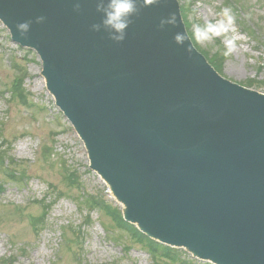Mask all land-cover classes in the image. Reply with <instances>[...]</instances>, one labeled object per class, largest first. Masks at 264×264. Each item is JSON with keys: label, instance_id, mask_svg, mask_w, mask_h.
I'll return each instance as SVG.
<instances>
[{"label": "bare ground", "instance_id": "obj_1", "mask_svg": "<svg viewBox=\"0 0 264 264\" xmlns=\"http://www.w3.org/2000/svg\"><path fill=\"white\" fill-rule=\"evenodd\" d=\"M24 1L31 2V0ZM48 1V5L44 3V8L49 13L54 8H61L65 23L55 21L52 27L48 28L49 23H36L34 18L32 21L38 28L43 42L48 44L45 35L50 43L59 40L60 35L68 42L67 37L71 36L93 50L95 54L93 59H89L91 56L86 50L87 54L75 62L76 67L66 68L68 74H76L83 86L93 85L85 84L83 79H80L82 73H74L75 68L84 65L83 68L92 73L95 79L103 81L108 86L109 94L112 92L124 94V91L128 90L131 96L139 100L138 102L133 97L130 107V114L137 129L129 127L124 129V132H118L116 128L115 132L105 128L104 118L110 113L109 110L105 115H99V109H95L97 106H94V103L89 107L90 112L83 111V107L78 109L80 120L85 123L81 124V127L86 125V130H83L87 133V138L95 139V135L98 134L99 139L94 149L96 160L109 159L111 169L121 162L129 161L137 171L132 176L130 168L125 169L118 181L123 189H131L135 193L136 200L142 199V202L147 204L159 203L160 196L154 192L152 183L148 181L144 186L140 177L143 173L162 171L173 190L167 192L166 196L163 195L167 199L162 200V212L156 216L154 223L160 225V222H169L168 231L178 234V238L185 236L196 246L207 247L211 238L214 239L221 234L220 229L214 220L208 225L194 223L198 214L203 218L204 214L213 215L214 210H219L223 212L222 215L225 214L234 221L239 219L240 215H236L237 213L248 218L249 221L252 220V223L259 221L262 217L259 210L262 209L264 212V199H261L256 206L255 201L258 200H253L247 191L253 178L263 177L264 173V151L253 145L254 140H257L256 143H264V121L258 120L259 114L246 111L226 95L227 88L219 81L211 79V86L208 88V81L205 85L203 80L195 75V70L190 67L192 59L189 53L184 51V45L174 41V36L179 30L160 28V19L154 15L148 17L143 15L144 19L140 20L135 15L126 30L125 40L117 43L109 38L110 32L102 24L103 13L96 10L98 0H79V11L74 10L77 0H66L68 6L62 2ZM68 22L75 30L65 31ZM59 25H63L62 31H59ZM92 25H100L99 31H93ZM31 35L36 36L35 30L31 31ZM79 45L76 43V46ZM158 46L160 49L157 48ZM141 58L150 60L141 67L142 70L153 66L162 76L148 74L144 78L143 75L138 74L133 63ZM122 78L127 82L125 88L117 85ZM184 93L187 94L186 97ZM218 94H222L223 98ZM185 100L200 104L199 107L207 109L208 114H205L210 122L202 121L200 127L194 129L192 127L194 116L182 105ZM238 101L242 102L241 98ZM159 105L166 112L163 119ZM125 106L127 108L129 104ZM118 110L122 112L121 108ZM261 119L264 120V116H261ZM178 122H181V127ZM220 123H223L224 127L216 130ZM172 124L175 126L172 127ZM203 131L211 132L213 138L203 137L201 135ZM237 145L242 147L243 152L237 150ZM138 158L142 159L140 160L142 164L136 161ZM175 162H178L177 169L174 166ZM246 162L250 172H253L251 175L245 171ZM192 168L196 169L193 173L202 181L200 190H191L184 177L183 180L176 175L179 169L185 175ZM113 178L115 179V176ZM161 183L162 181L159 182ZM184 183L187 186V195L194 193L190 195L191 203L187 201L185 205L178 202L179 189L184 187ZM202 191L219 193L216 196L217 200L215 197H203ZM168 201H172L173 204L168 205ZM214 201L219 202L215 207ZM194 206L197 207L198 212ZM217 221L223 223L221 219ZM184 222H188V227ZM247 226L243 225L239 229V234L244 235L248 232L258 234V237L253 239L252 245L242 244L233 237L234 244L229 243L227 251L230 252L231 249V252L237 253L236 250L246 251L245 248L255 247L263 233L255 227ZM213 246L225 248L220 242H214Z\"/></svg>", "mask_w": 264, "mask_h": 264}, {"label": "rangeland", "instance_id": "obj_2", "mask_svg": "<svg viewBox=\"0 0 264 264\" xmlns=\"http://www.w3.org/2000/svg\"><path fill=\"white\" fill-rule=\"evenodd\" d=\"M180 1L190 10L189 21L192 26L198 22L203 27L206 21L215 22L220 18L218 14L227 0H195L192 9L189 7V0ZM242 2L247 5L254 19L251 20L253 23L246 22L247 25L256 24L258 27H255V31L249 28L241 30L238 24L235 26L234 35L238 37L237 49L226 61L221 62L224 65L222 74L242 84L249 82L255 86L253 88L264 91V0ZM249 33H253L254 36ZM218 38L223 43V37H215L204 44L197 43L200 47L208 49ZM258 43L263 45H257ZM157 48L160 49L159 46ZM214 49L215 46L209 48L211 51ZM13 55L14 63L9 58ZM22 66L27 68V77L23 84L29 100L28 105L21 104L17 99L14 103H8L9 96L8 94L1 96L2 91L11 87L17 76L15 68L21 73ZM41 71V61L36 53L18 47L11 40L9 30L0 21V121L5 123L3 132L5 142L2 144L4 149L9 151L6 157L11 165L7 167L0 164V184L1 190H4L0 193V257L16 255L12 262L4 263L6 260H0V264H152L148 252L139 245L132 246L130 258L123 257L121 248L125 247L121 244L126 239L121 241L120 245L111 239L112 234L110 236L107 233L104 225L105 223L108 226L110 220L102 211L94 210L91 226H88L85 236L79 232L80 238L77 240L72 236L75 232L67 228L69 224L74 227L77 225L79 231L80 225L85 222L86 214L81 213L77 204L80 192L67 186L62 171L63 165L78 171L85 188H100L99 191L102 192L105 187L98 176L88 168L86 155L76 133L68 129L66 133L69 134L59 136L61 127L53 116L61 114L52 101L53 98L46 91ZM95 82L99 89L96 92L98 105L101 104L108 109H120L122 103L131 105L134 96H131L130 91L125 90L124 94L120 92L109 94V88L103 81ZM66 97L70 99L68 94ZM86 104L92 105V102L87 101ZM159 108H162L161 105ZM86 110L90 112L89 109ZM129 111L130 108H127L126 112L122 109L125 116ZM192 113L198 115L197 120L192 122L194 129L200 127L202 118H205L206 123L210 122L209 118H206L207 109L195 105ZM62 123L69 127L61 117ZM229 141L233 143L232 140ZM52 154L54 155L51 156ZM97 163L110 176H115L117 172L118 178L115 177V180L118 184L122 170L111 169L102 160H98ZM124 166L128 169L127 164ZM14 169L26 175L27 181L13 179ZM145 175H142L143 179L147 177L150 181V174ZM161 184L159 185L162 186ZM201 186L202 184L198 185V188L201 189ZM50 192L57 198L55 203L50 201ZM218 194L212 191L206 193L208 197ZM217 204L219 202H214V207ZM140 213L141 216L146 214L143 211ZM243 221L248 223L246 219ZM76 247L81 251L79 260L75 259L78 252ZM250 262L254 264L251 258Z\"/></svg>", "mask_w": 264, "mask_h": 264}, {"label": "water", "instance_id": "obj_3", "mask_svg": "<svg viewBox=\"0 0 264 264\" xmlns=\"http://www.w3.org/2000/svg\"><path fill=\"white\" fill-rule=\"evenodd\" d=\"M54 3L56 2H62V4L68 6L66 0H52ZM146 0H137V6H138V13H137V19H144V16L148 17L150 15H154L158 17L160 20L161 18H167L170 13L175 12L177 16V26L173 25H165V28L170 29L173 31V29H178L179 32H185L184 26L182 24L181 16L179 13V8L176 3V0H162V2L159 5L156 6H148L144 7L143 5L145 4ZM44 3L47 5L49 4L48 0H31V2H26L24 0H0V19L7 25V27L10 29L12 33V37L14 40L17 42L21 43L22 45L25 46H30L35 48L44 64V69L43 73L47 79L48 83V88L53 92V94L56 96L58 103L63 107V109L66 111V113L70 116L71 120L74 122L75 126L77 129L82 133V135L85 137L88 146L90 148V151L92 153V156L95 158V153L94 149L96 148L97 142L99 139L98 134L95 135V139H88L87 138V133L84 131L86 130V125L81 127V124H85L83 121L80 120V115H79V107H83V111L87 112L86 109H89L90 105L86 104L87 101H91L94 103V106L96 105L95 109H99V115H105V112L109 110V114L105 116L104 118V126L105 128L114 131L115 128L119 131H123L126 128L132 127V129H137L135 127L136 125L134 124L133 117L130 114V111L128 112V115L125 116V112L127 108H130L131 105L127 106L125 108L126 104L122 103L121 107L124 109L125 112H120L118 109L112 108L108 109L107 107L103 105H98L99 99L96 96V92L99 91L98 87L96 86V82L94 75L92 73H89L87 69H84L83 66L77 67L74 69V73H82L80 79H83L85 84H93V85H84L83 83L80 82L79 78L76 76V74L69 75L68 70L66 71V68L73 69L76 67L75 62H77L79 59H82L87 53L89 52L88 55L91 56L89 59L94 58V52L90 48H88L86 45H83L81 42L76 41L73 39L71 36H68V42H66V39L60 35L59 40H55V42L50 43L49 40L47 39L46 35L45 38L48 41V44L46 45L43 42L42 37H40V34L38 32V28L35 27V24L33 23V19L38 17V16H43L45 17V20L42 23H49L48 28L52 27L53 22H59L61 24L65 23L63 22V14L61 13V8H54L50 13L47 11V9L44 8ZM83 12V10H82ZM144 15V16H143ZM79 19L78 17H76ZM26 20L32 21L31 28L29 30V33L27 34V38H21L19 33L17 32L16 29V24L20 22H24ZM80 20V19H79ZM60 26V25H59ZM58 27V26H57ZM63 25L60 26L59 31H62ZM35 30L36 36L31 35V31ZM75 30L74 28H71V23L68 22V27L65 28L66 32H71ZM79 30V29H78ZM89 41V39H88ZM76 43H79V46H76ZM184 51L189 53L190 58L192 59V66L190 67L195 70L197 76L201 80H203V83L206 85L208 81L207 87L209 88L211 86V79H215L220 82L221 85L227 88V93L226 95L230 96L231 99L235 100L237 104L245 109L246 111H253L258 115V120L264 121L261 119V116H264V95H261L257 92H253L247 89H244L230 81H227L223 78H221L208 64L207 62L193 49L191 44L189 43L188 39L184 41ZM78 47V48H77ZM87 50V51H86ZM86 59V57H85ZM148 61L141 58L139 61L133 63L135 67L137 68L138 74H141L146 78L148 74H151L153 76H158L161 77L162 75L159 73V71L155 70L153 66L151 67H146L145 70H142L141 67L144 66ZM84 62V61H83ZM74 66V67H73ZM197 67V68H196ZM200 72V73H199ZM85 78H88L86 80ZM125 78L120 79V84L118 83L117 85H121V87H125V84L127 82L124 81ZM104 83V82H103ZM116 85V88H117ZM93 86V87H92ZM92 87V88H91ZM59 88H62L60 90ZM90 88V91H89ZM118 89V88H117ZM95 95H94V94ZM217 93V92H216ZM216 93H214L216 95ZM66 94L70 97L67 98ZM186 97V93H184ZM215 95L213 97H215ZM221 98H223L222 94H218ZM140 98V97H139ZM241 98L242 102L238 101V99ZM221 100V99H219ZM103 100H101L102 102ZM182 105L185 107L186 111L189 112L191 115L194 116V120L196 121L198 118L197 113H192V111L195 109V105H200L197 103H191L189 101H184ZM109 108L111 106L108 105ZM160 111L162 112V119L164 114L166 112L162 110V108H159ZM206 118H208L206 116ZM160 119V121H162ZM205 118H202V121H204ZM257 120V122H259ZM124 122V123H120ZM180 127L182 126L181 122ZM168 125L167 123H165ZM175 125V124H174ZM173 126V124H172ZM223 123H220L216 130L219 128H222ZM84 129V130H83ZM124 132V131H123ZM218 133L217 131H215ZM97 133V132H96ZM201 135L203 137H206L207 139L213 138L211 132L209 131H203L201 132ZM257 140H254L253 145L258 149H261L264 151V143H256ZM95 143V144H94ZM237 150H240L243 152L242 147L240 145H237ZM257 152V151H256ZM254 152V154L256 153ZM258 153V152H257ZM96 160V158H95ZM101 160V159H100ZM141 158H139L138 163H140ZM103 161V160H102ZM109 159L107 161H103L105 165H109L112 167L109 163ZM125 164H127L128 169L130 168V173L131 175H135L137 171L135 168L131 165L129 161L121 162L117 166H113V169L115 170H122L125 171ZM142 164V163H140ZM177 164L178 162L174 163L175 168L177 169ZM245 171L247 172L248 175H251L253 172H250L249 166L247 165V162L245 164ZM174 168V169H175ZM256 168V167H254ZM127 169V170H128ZM178 170V174H176L178 177H184L186 180L187 185L191 190H200L198 188V185L202 184V181L193 173V171H196L195 168H192L189 173L182 174V171ZM121 172V173H122ZM162 171H159L161 173ZM172 172V171H171ZM197 172H200V170H197ZM156 173V172H155ZM155 173H150V182L152 183L154 192H156L160 198H159V203L155 202L153 204H147L146 202H142V199L136 200L137 197H134V192L131 189H123L119 184H116L117 191L120 195H122V198L125 199L129 204L131 209L134 211L135 215L141 219L140 221L143 222L144 225L152 228L156 225L154 223V219L156 216L160 215L162 212V205L161 202L165 198L167 192H171L173 189L172 187L168 184L167 179L165 178L164 174H156ZM174 173V172H172ZM144 176L147 173H143ZM142 174V175H143ZM149 174V173H148ZM140 177L142 179V184L144 186L147 185L148 183V178L143 179V177ZM120 176V175H119ZM263 177L257 176L253 178L250 184V188L248 189L247 193L253 198V200H258L255 201L256 206L258 205L259 201L261 199H264V173L262 174ZM115 177L118 178V173L115 172ZM121 178V176H120ZM160 178L162 180H160ZM183 179V180H184ZM119 181V179H118ZM162 181V186H160L158 183ZM186 183H184V187H181L179 190V197H178V202L185 205V203H188L187 201H190V195L194 194L191 193L187 195V186ZM223 188V187H222ZM250 190V191H249ZM164 195V196H163ZM219 195V194H218ZM202 196L203 197H208L205 192L202 191ZM215 197L217 200L216 196ZM210 198V197H208ZM196 199V197H195ZM217 202V201H214ZM142 203V204H140ZM140 204V205H139ZM173 204L172 201H168V205ZM146 210V211H145ZM141 211L145 212L144 216H141ZM262 214V217L259 218V221H249L248 218L244 217L243 215L237 213L236 215H240L238 221H234L231 218L227 217L225 214L222 215L217 210V212L213 215H211V221H217L218 219H221L223 223H221L223 230L230 232V234L233 237H236L239 241L242 242V244H248L252 245V242L254 241L256 237H258V234H254L251 232H248L246 234H239V229L242 228V226H247V227H255L256 229H259L262 231L264 236V212L262 209L259 210ZM198 218H200V215H197ZM230 219V221L228 219ZM243 219H246L248 221L244 222ZM171 221V220H170ZM218 222V221H217ZM167 223V222H166ZM219 223V222H218ZM169 224V222H168ZM185 224V223H184ZM238 225V226H237ZM160 228H166L165 223L160 222ZM246 229V228H244ZM248 234H252V236H246ZM233 241V240H232ZM234 244V242H232ZM245 250H236L237 251V262L238 264H251L250 258L252 260V263L254 264H264V238H261L257 244H255V247L253 246L251 249L245 248ZM225 252V251H224ZM226 253V252H225Z\"/></svg>", "mask_w": 264, "mask_h": 264}, {"label": "clouds", "instance_id": "obj_4", "mask_svg": "<svg viewBox=\"0 0 264 264\" xmlns=\"http://www.w3.org/2000/svg\"><path fill=\"white\" fill-rule=\"evenodd\" d=\"M162 0H146L144 7L159 5ZM74 10H80V2L74 4ZM96 10L103 13L102 24L110 32V39L120 43L126 38V30L132 23V17L137 15L138 6L137 0H98ZM195 12L196 10L193 9ZM219 19L215 22L208 20L204 23L203 27L200 25L192 26V34L195 40L201 44L210 41L215 37H223V43L225 51L223 55L225 57L231 56L237 49L236 40L238 37L234 35L236 33L235 16L233 15L231 8H223L218 14ZM45 17H36V23H42ZM32 21L26 20L16 24L17 32L21 38H27V34L31 28ZM165 25L177 26V16L175 12L169 14L167 18H161L160 28ZM100 25H92L93 31H99ZM186 39H189L186 32H177L174 36V41L178 44H183Z\"/></svg>", "mask_w": 264, "mask_h": 264}, {"label": "trees", "instance_id": "obj_5", "mask_svg": "<svg viewBox=\"0 0 264 264\" xmlns=\"http://www.w3.org/2000/svg\"><path fill=\"white\" fill-rule=\"evenodd\" d=\"M182 12H183V16H184V18L186 19V14L184 13V6H183V9H182ZM187 25H188V27H189V24H188V23H187ZM218 44H220V46H219V51H220L221 53H220V52H217V53H215L213 56H214L215 59L218 58V59L220 60V61H218V62H221L222 60H225V58H226V57L223 55V52L225 51V49H224L223 45H221L220 41H219ZM217 66L220 67V65H217ZM21 76H22V77H20V78L18 79L17 84L12 85V87H11V94L13 95V98L19 96L20 98L24 99L25 96H26V95H25L26 91H25L24 88H23V83H24V79H23V77H25V76H24V75H21ZM8 152H9V151L5 150V153L2 154V158H3V159L6 158Z\"/></svg>", "mask_w": 264, "mask_h": 264}]
</instances>
